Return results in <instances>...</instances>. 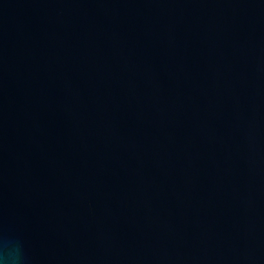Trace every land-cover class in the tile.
I'll use <instances>...</instances> for the list:
<instances>
[{
  "label": "water",
  "instance_id": "95a60500",
  "mask_svg": "<svg viewBox=\"0 0 264 264\" xmlns=\"http://www.w3.org/2000/svg\"><path fill=\"white\" fill-rule=\"evenodd\" d=\"M0 236L264 264V0H0Z\"/></svg>",
  "mask_w": 264,
  "mask_h": 264
},
{
  "label": "clouds",
  "instance_id": "9594fccd",
  "mask_svg": "<svg viewBox=\"0 0 264 264\" xmlns=\"http://www.w3.org/2000/svg\"><path fill=\"white\" fill-rule=\"evenodd\" d=\"M0 264H26L23 246L18 239L0 236Z\"/></svg>",
  "mask_w": 264,
  "mask_h": 264
}]
</instances>
